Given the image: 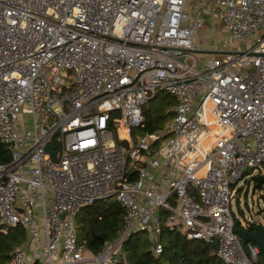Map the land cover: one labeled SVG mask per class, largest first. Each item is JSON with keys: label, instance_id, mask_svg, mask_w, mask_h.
<instances>
[{"label": "built area", "instance_id": "obj_1", "mask_svg": "<svg viewBox=\"0 0 264 264\" xmlns=\"http://www.w3.org/2000/svg\"><path fill=\"white\" fill-rule=\"evenodd\" d=\"M207 16L247 46L200 60ZM159 89L173 116L132 142ZM0 140V227L27 236L5 264H117L136 231L161 253L162 227L263 264L232 231L230 195L245 167L264 170V0H0ZM108 197L122 226L93 252L73 218Z\"/></svg>", "mask_w": 264, "mask_h": 264}, {"label": "trees", "instance_id": "obj_2", "mask_svg": "<svg viewBox=\"0 0 264 264\" xmlns=\"http://www.w3.org/2000/svg\"><path fill=\"white\" fill-rule=\"evenodd\" d=\"M176 103L177 99L173 94L163 89L157 90L142 106V130L154 133L162 129L165 122L173 116ZM9 159L10 153L0 140V163ZM165 213V210L161 211L162 215ZM123 214L124 208L114 197L84 206L73 218L76 219L77 238L85 240L86 246L93 252H98L104 242L113 239L121 228ZM234 221L240 224L235 216ZM26 238L25 229L21 225L5 230L0 227V264H5L10 251L15 246L22 245ZM155 239L162 244L159 254L154 252L155 240L150 232H133L123 242L117 264H226L217 256V245L214 242L187 239L179 229L162 227L160 235ZM258 263H262L261 253L258 255Z\"/></svg>", "mask_w": 264, "mask_h": 264}, {"label": "rangeland", "instance_id": "obj_3", "mask_svg": "<svg viewBox=\"0 0 264 264\" xmlns=\"http://www.w3.org/2000/svg\"><path fill=\"white\" fill-rule=\"evenodd\" d=\"M190 1L195 2V0ZM193 38L196 45L202 49H235L239 46H247V43H243V41L240 43L235 39L227 29L221 26L219 21L211 22L208 16L205 18L204 24L195 31ZM196 55L200 60H204L210 57L212 53L197 52ZM158 132L159 130H156L154 133ZM146 133L148 132H144L142 127L132 126L130 134L132 142H135L138 137ZM118 134L125 137V132L122 128L118 129ZM126 147L127 145H125ZM128 161L129 163L132 162L130 158ZM253 174H261L264 177V170L256 169ZM231 192L230 207L233 215L241 223L249 221L250 218L259 219L260 224L264 226V179L258 186L251 178V175L245 174L237 185L232 187ZM73 223L75 228L76 219H73Z\"/></svg>", "mask_w": 264, "mask_h": 264}, {"label": "water", "instance_id": "obj_4", "mask_svg": "<svg viewBox=\"0 0 264 264\" xmlns=\"http://www.w3.org/2000/svg\"><path fill=\"white\" fill-rule=\"evenodd\" d=\"M199 52L204 53H222V52H228L230 49H197ZM45 149L54 155L53 148L50 144H47ZM243 175L249 174L251 175V178L254 180L256 185H260L263 181L264 177L261 174H253V169L251 167H245L243 169ZM66 213H61L60 218L64 219ZM250 227H252L250 229ZM232 231L236 233L241 238V244L242 247L245 248L247 243H253L255 244L262 256V263L264 264V226L260 223L255 225H248L246 223L238 224V222H234L232 226ZM215 245H217L218 241H214Z\"/></svg>", "mask_w": 264, "mask_h": 264}]
</instances>
